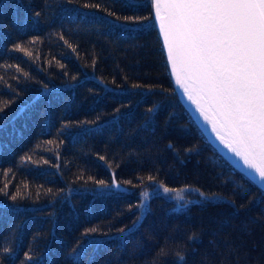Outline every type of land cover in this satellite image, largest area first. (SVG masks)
Returning a JSON list of instances; mask_svg holds the SVG:
<instances>
[{
  "label": "trees",
  "instance_id": "trees-1",
  "mask_svg": "<svg viewBox=\"0 0 264 264\" xmlns=\"http://www.w3.org/2000/svg\"><path fill=\"white\" fill-rule=\"evenodd\" d=\"M150 5L0 0V264H264V192L179 100Z\"/></svg>",
  "mask_w": 264,
  "mask_h": 264
},
{
  "label": "snow or ice",
  "instance_id": "snow-or-ice-1",
  "mask_svg": "<svg viewBox=\"0 0 264 264\" xmlns=\"http://www.w3.org/2000/svg\"><path fill=\"white\" fill-rule=\"evenodd\" d=\"M150 6L175 83L220 143L264 181V0H151ZM125 23L143 30L136 18ZM16 50L32 55L21 45Z\"/></svg>",
  "mask_w": 264,
  "mask_h": 264
},
{
  "label": "water",
  "instance_id": "water-1",
  "mask_svg": "<svg viewBox=\"0 0 264 264\" xmlns=\"http://www.w3.org/2000/svg\"><path fill=\"white\" fill-rule=\"evenodd\" d=\"M152 14L154 18V9L152 8ZM155 26L156 29L160 35L161 41H162V35L159 32V25L158 22L155 20ZM163 45V44H162ZM164 49V48H163ZM164 53L166 56V49H164ZM170 76L175 88V91L178 95L179 100L184 105V107L187 109L188 113L191 115L197 126L200 128V130L203 132L207 140L211 143V145L218 151V153L228 162L230 165H232L237 171L244 174L247 178H249L255 185H257L259 188H261L264 192V181L260 180L258 175L251 169H249L246 165H244L243 161L235 156L233 153H231L223 144L220 143V141L216 138L215 134L211 130V126L208 125L203 118L199 115L197 110L195 109V105H193L184 95L183 90L175 83V77L171 73V66L167 62Z\"/></svg>",
  "mask_w": 264,
  "mask_h": 264
},
{
  "label": "rangeland",
  "instance_id": "rangeland-1",
  "mask_svg": "<svg viewBox=\"0 0 264 264\" xmlns=\"http://www.w3.org/2000/svg\"><path fill=\"white\" fill-rule=\"evenodd\" d=\"M173 196H174V197H178V196H179V194H177V193H176V194H175V195H173Z\"/></svg>",
  "mask_w": 264,
  "mask_h": 264
}]
</instances>
